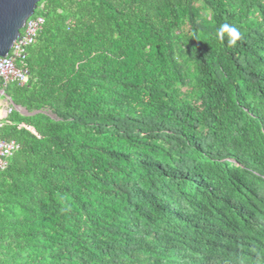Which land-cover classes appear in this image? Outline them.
<instances>
[{
  "label": "trees",
  "instance_id": "1",
  "mask_svg": "<svg viewBox=\"0 0 264 264\" xmlns=\"http://www.w3.org/2000/svg\"><path fill=\"white\" fill-rule=\"evenodd\" d=\"M36 14L30 78L5 89L27 115L1 121L19 148L0 171V264H264V0Z\"/></svg>",
  "mask_w": 264,
  "mask_h": 264
},
{
  "label": "built area",
  "instance_id": "2",
  "mask_svg": "<svg viewBox=\"0 0 264 264\" xmlns=\"http://www.w3.org/2000/svg\"><path fill=\"white\" fill-rule=\"evenodd\" d=\"M45 24L42 15L34 13L29 18L20 36L12 45L8 56L0 58V97L2 99V114L5 117L14 110L20 111L11 98L6 95L5 89L12 84L17 86L25 85L30 72L27 67L28 49L36 42L40 32ZM21 112V111H20ZM2 123L0 122V127ZM19 145L15 141H5L0 137V171L8 165L9 158L18 150Z\"/></svg>",
  "mask_w": 264,
  "mask_h": 264
},
{
  "label": "water",
  "instance_id": "3",
  "mask_svg": "<svg viewBox=\"0 0 264 264\" xmlns=\"http://www.w3.org/2000/svg\"><path fill=\"white\" fill-rule=\"evenodd\" d=\"M40 0H0V58L6 57ZM21 113L27 112L20 108Z\"/></svg>",
  "mask_w": 264,
  "mask_h": 264
},
{
  "label": "clouds",
  "instance_id": "4",
  "mask_svg": "<svg viewBox=\"0 0 264 264\" xmlns=\"http://www.w3.org/2000/svg\"><path fill=\"white\" fill-rule=\"evenodd\" d=\"M226 37L229 43L235 44L240 39L241 33L237 27L225 23L217 30V38L223 41ZM196 39H199V37H196Z\"/></svg>",
  "mask_w": 264,
  "mask_h": 264
},
{
  "label": "crops",
  "instance_id": "5",
  "mask_svg": "<svg viewBox=\"0 0 264 264\" xmlns=\"http://www.w3.org/2000/svg\"><path fill=\"white\" fill-rule=\"evenodd\" d=\"M1 102H2V99H1V97H0V112H1V113H0V122L4 119L3 114H2V111H1L2 108H3Z\"/></svg>",
  "mask_w": 264,
  "mask_h": 264
},
{
  "label": "rangeland",
  "instance_id": "6",
  "mask_svg": "<svg viewBox=\"0 0 264 264\" xmlns=\"http://www.w3.org/2000/svg\"><path fill=\"white\" fill-rule=\"evenodd\" d=\"M1 113V112H0Z\"/></svg>",
  "mask_w": 264,
  "mask_h": 264
}]
</instances>
